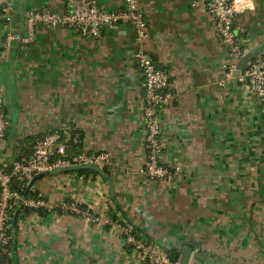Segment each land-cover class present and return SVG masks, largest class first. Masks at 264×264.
I'll return each instance as SVG.
<instances>
[{
  "label": "crops",
  "instance_id": "obj_1",
  "mask_svg": "<svg viewBox=\"0 0 264 264\" xmlns=\"http://www.w3.org/2000/svg\"><path fill=\"white\" fill-rule=\"evenodd\" d=\"M9 1L10 25L0 10V113L8 123L0 167L27 159L34 141L54 132L63 137L60 154L76 131L82 153L111 158L96 173L68 169L26 184L54 210L13 205L17 264H146L121 224L179 262L192 248L191 263L264 264V103L238 80L249 61L264 65V0H248L236 15L244 56L232 73L216 18L200 2L139 0L148 24L142 47L169 74L173 96L159 113L161 161L180 170L167 181L141 173L145 89L134 28L121 23L86 38L41 24L32 34L28 12L63 14L71 0ZM96 2L116 11L126 0ZM9 32L16 39L8 42ZM65 202L80 213L61 210Z\"/></svg>",
  "mask_w": 264,
  "mask_h": 264
},
{
  "label": "built area",
  "instance_id": "obj_2",
  "mask_svg": "<svg viewBox=\"0 0 264 264\" xmlns=\"http://www.w3.org/2000/svg\"><path fill=\"white\" fill-rule=\"evenodd\" d=\"M200 2L216 18V27L224 43L229 48L230 59L225 68L234 72L244 56L238 42L235 28L236 15L245 10L248 0H193ZM11 2L0 0L1 15L8 23L12 22ZM130 24L136 33L138 50L135 52L137 66L144 76V97L141 104V114L145 124V160L141 173L152 179L167 181L179 168L171 169L161 161L162 126L159 113L164 105L172 99L169 74L152 61L142 47L148 37L147 20L139 9V0H126L125 6L116 11L101 7L96 0H71L68 10L63 14H55L48 10H34L26 14V24L33 34L38 25L44 24L52 28L68 27L76 30L86 38H98L103 28H113L118 24ZM11 28V27H10ZM7 41L16 39V35L6 34ZM29 40L23 39L27 43ZM240 82H249L255 95L264 103V65L261 61L251 60L247 70L240 75ZM8 123L5 115L0 113V138L6 134ZM59 133L46 134L37 140L33 154L24 160H16L9 167H0V245L7 244L12 236L11 210L13 205L22 203L23 207L52 212L54 208L39 198H23L13 190L15 179L28 184L35 177L51 174L56 171L68 170L73 167H101L110 162L107 153H82L69 158H58ZM66 212L78 211L73 203L65 202L60 207ZM80 213V211H78ZM88 216V214H86ZM120 236L125 243L131 245L134 251L142 257L146 264H181L160 250L155 244L138 238L134 229L128 224H121Z\"/></svg>",
  "mask_w": 264,
  "mask_h": 264
},
{
  "label": "trees",
  "instance_id": "obj_3",
  "mask_svg": "<svg viewBox=\"0 0 264 264\" xmlns=\"http://www.w3.org/2000/svg\"><path fill=\"white\" fill-rule=\"evenodd\" d=\"M72 133L74 136L76 135L75 136L77 138L76 142L73 143V139L71 141L67 142L65 144L67 146L66 153L60 154L58 152L57 153L58 158H69V157H73V156H77V155L82 154L81 148H82V143H83V135H82V133L76 132V131L72 132ZM60 136H61V138L59 140V143H61V141L63 139L61 134H60ZM36 142H37V140L34 141V147H33L32 154L34 152ZM59 143H58V146H59ZM80 170H81V172L93 171L94 173H96V171H97L93 168H82ZM12 188H13V190H16L20 194V196L23 198H39L37 194H33L32 192L27 190V186H26L25 182H22L18 179L14 180ZM17 205L19 206L18 208H23V210H27V211L31 210L29 208L23 207L22 203H20V202ZM39 211L41 213H46V210H44V209H39ZM9 232H10V235L12 236V239L7 244L0 245V264H17V260L15 259V254H14L15 252H14V248H13V240H14L13 228H11L9 230Z\"/></svg>",
  "mask_w": 264,
  "mask_h": 264
},
{
  "label": "water",
  "instance_id": "obj_4",
  "mask_svg": "<svg viewBox=\"0 0 264 264\" xmlns=\"http://www.w3.org/2000/svg\"><path fill=\"white\" fill-rule=\"evenodd\" d=\"M82 168H93L95 170H100L99 167L97 166H83V167H73L71 168L72 170H78V169H82ZM65 171V170H64ZM45 174H42L40 176H44ZM40 176H37L35 177L31 183H30V188L31 186L35 183V181L38 179V177ZM192 254H193V249L192 248H185L183 250V253H182V256L180 258V263L181 264H202V262L199 260V259H196L195 261H193L192 263L190 262L191 260V257H192Z\"/></svg>",
  "mask_w": 264,
  "mask_h": 264
}]
</instances>
